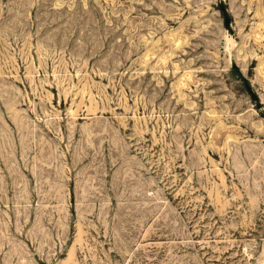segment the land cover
Here are the masks:
<instances>
[{
	"label": "rangeland",
	"instance_id": "rangeland-1",
	"mask_svg": "<svg viewBox=\"0 0 264 264\" xmlns=\"http://www.w3.org/2000/svg\"><path fill=\"white\" fill-rule=\"evenodd\" d=\"M262 127L264 0H0V264H264Z\"/></svg>",
	"mask_w": 264,
	"mask_h": 264
},
{
	"label": "bare ground",
	"instance_id": "bare-ground-1",
	"mask_svg": "<svg viewBox=\"0 0 264 264\" xmlns=\"http://www.w3.org/2000/svg\"><path fill=\"white\" fill-rule=\"evenodd\" d=\"M237 106H238V104H237ZM206 119H207V118H206ZM210 119H211V118H210ZM214 119H215V118H214ZM208 120H209V119H208ZM206 122H207V120H206ZM208 122H209V121H208ZM244 123H245V122H244ZM247 123H248V122H247ZM222 124H223V123H221L220 125H222ZM251 124H252V123H251ZM217 125H218V124H217ZM223 125H225V124H223ZM223 125H222V126H223ZM253 125H254V124H253ZM218 126H219V125H218ZM222 126H221V127H222ZM216 127H217V126H216ZM256 127L258 128L259 126L256 125ZM256 127H255V129L251 127L252 130H249L248 132H254V134H255L256 136H260L261 131H260L259 129H256ZM217 128H220V127H217ZM262 128H264V127H262ZM221 129H222V128H221ZM260 129H261V128H260ZM219 130H220V129H219ZM213 131H214V130H213ZM235 131L238 132L237 129H236ZM243 131H245V130H243ZM216 132H217V131H216ZM236 132H235V133H236ZM219 133H221V132H219ZM223 133H225V132H223ZM239 133H240V132H239ZM241 133H242V132H241ZM217 134H218V133H217ZM232 134H233V133H232ZM247 134H248V133H247ZM251 134H252V133H251ZM254 134H253V135H254ZM261 134H262V133H261ZM218 135H219V134H218ZM218 135H217V136H218ZM221 135H222V134H221ZM233 135H234V134H233ZM239 135H240V134H239ZM253 135H251V136H253ZM234 136H235V135H234ZM213 137H214V136H213ZM225 137H226V135H225ZM227 137H228V136H227ZM229 137H230V136H229ZM242 137H244V136H242ZM221 138H222V137H221ZM223 138H224V137H223ZM232 138H234V137H232ZM232 138H231V139H232ZM235 138H236L235 141H237V140H238L237 137H235ZM262 138H263V137H262ZM216 139H217V137H216ZM217 140H218V139H217ZM217 140H215V141H217ZM219 140H220V139H219ZM225 140H226V138H225ZM228 140H229V139H228ZM233 140H234V139H233ZM233 140H232V141H233ZM257 140H258V139H257ZM257 140H256V141H257ZM261 140H262V139H261ZM261 140H260V141H261ZM230 141H231V140H230ZM235 141H234V142H235ZM258 141H259V140H258ZM260 141H259V142H260ZM218 142H219V141H218ZM222 142H223V141H222ZM225 142H227V140H226ZM234 142H233V143H234ZM237 142H238V141H237ZM243 142H244V141H243ZM243 142H242V143L240 142V143L243 144ZM228 143H229V142H228ZM246 143H247V142H246ZM234 144H236V143H234ZM238 144H239V142H238ZM238 144H237V145H238ZM224 145H226V143H225ZM224 145H223V146H224ZM232 145H233V144H232ZM239 145H240V144H239ZM234 146H236V145H234ZM241 146H242V145H241ZM248 146H249V145H248ZM253 146H254V144H253ZM204 147H205V146H204ZM204 147H203V148H204ZM227 147H228L227 145H226V147L224 146V148H227ZM242 147H244V145H243ZM258 147L261 148V147H263V146L260 145V146H258ZM232 148H233V147H232ZM246 148H248V147H246ZM250 148H251V147H250ZM214 149H215V148H214ZM230 149H231V148H230ZM236 149L238 150L239 148L236 146L235 151H236ZM241 149H242V148H241ZM248 149H249V148H248ZM251 149H252V148H251ZM263 149H264V147H263ZM263 149H260V150H263ZM204 150H205V149H204ZM222 150H223V147H222ZM232 150H233V149H232ZM258 150H259V148H258ZM212 151H213V149H212ZM224 151H225V150H224ZM227 151H228V149H227ZM235 151H234V152H235ZM205 152H206V151H205ZM214 152H215V151H214ZM245 152L248 153V151H245ZM250 152H251V150H250ZM222 153H223V152H222ZM222 153H221V155H222ZM224 153H225V152H224ZM230 153H231V152H230ZM236 153L239 154L238 151H236ZM258 153H259V152H258ZM213 154H214V153H213ZM215 154H216V153H215ZM228 154H229V153H228ZM259 154H260V153H259ZM239 155H240V154H239ZM242 155H243V154H242ZM248 155H252V154L249 153ZM248 155H247V156H248ZM254 155L257 156V154H254ZM245 156H246V154H245ZM261 156H262V155H261ZM263 156H264V155H263ZM227 157H228V156H227ZM230 157H232V156H230ZM242 157H243V156H242ZM232 158H233V157H232ZM235 158H237V157H235ZM246 158H247V157H246ZM252 158H253V157H252ZM260 158H262V157H260ZM263 158H264V157H263ZM263 158H262V160H263ZM228 159H229V158H228ZM237 159H238V158H237ZM255 159H256V158H255ZM257 159H258V158H257ZM257 159H256V160H257ZM258 160H259V159H258ZM260 160H261V159H260ZM233 161H235V159H233ZM239 161H240V160H239ZM241 161H242V160H241ZM195 162H196V161H195ZM195 162H194V163H195ZM235 162L238 164V161H235ZM235 162L233 163L232 166H234ZM249 162H250V161H249ZM251 162H252V161H251ZM251 162H250V163H251ZM194 163H193V164H194ZM227 163H228V162H227ZM253 163H254V162H253ZM254 164H255V163H254ZM197 165H198V164H197ZM229 165H230V164H229ZM244 165H245V163H244ZM247 165H248V162H247ZM258 165H259L258 169L261 168L259 163H258ZM249 166H250V165H249ZM261 166H263V165H261ZM237 167H238V166H237ZM239 167H240V166H239ZM245 167H246V166H245ZM263 167H264V166H263ZM228 168H229V167H228ZM234 168H236V167H234ZM241 168H242V166H241ZM248 168H249V167H248ZM250 168H252V167H250ZM230 169H231V168H230ZM252 169H253V168H252ZM256 169H257V167H256ZM231 170H232V169H231ZM235 170H236V169H235ZM242 170H245V169H242ZM245 171H246V170H245ZM253 171H254V169H253ZM255 171H256V170H255ZM238 172H240V168H239V171H238ZM241 172H242V171H241ZM262 172H263V171H262ZM235 173H236V172H235ZM242 173H243V172H242ZM247 173H248V172L246 171L245 174H247ZM250 173H251V172H250ZM263 173H264V172H263ZM229 174H230V173H229ZM238 174H240V173H238ZM238 174H237V175H238ZM254 174H255V173H254ZM255 175H256V174H255ZM223 176H224V175H223ZM243 176H244V175H243ZM244 177H245V176H244ZM258 177H259V173H258ZM262 177H263V176H262ZM232 178H233V177H232ZM232 178H231V180H232ZM250 178H251V177H250ZM222 179H223V178H222ZM244 179H245V178H244ZM247 179H248V178H247ZM259 179H260V178H259ZM235 180H236V179H235ZM238 180H239V179H238ZM253 180H254V179H253ZM263 180H264V179H263ZM258 181H259V180H258ZM238 182H239V181H238ZM256 182H257V181H256ZM261 182H262V180H261ZM231 184H232V183H231ZM254 184H255V180H254ZM255 185H256V184H255ZM257 185H258V184H257ZM262 186H263V185H262ZM254 187H255V186H254ZM263 187H264V186H263ZM251 188H253V187L251 186ZM255 189H257V187H256ZM251 190H252V189H251ZM259 190H260V189H259ZM262 190H264V189H262ZM246 194H247V193H246ZM258 196H259V195H258ZM241 198H243V197H241ZM255 198H256V197H255ZM245 199H246V197H245ZM240 200H241V199H240ZM257 202H258V200H257ZM261 202H262V201H261ZM240 204H241V203H240ZM245 206H246V205H245ZM261 209H262V208H261ZM258 211H259V210H258ZM256 215H257V214H256ZM258 217H259V216H258ZM260 217H261V216H260ZM262 217H263V216H262ZM252 218H254V217H252ZM253 221H254V219H253ZM259 221H260V220H259ZM262 221H263V220H262ZM262 221H261V222H262ZM244 222H245V221H244ZM254 222H255V221H254ZM262 223H263V222H262ZM252 224H253V223H252ZM260 224H261V223H260ZM263 224H264V223H263ZM242 225H243V224H242ZM257 225H258V224H257ZM247 227H248V226H247ZM261 227H262V226H261ZM251 232H252V231H251ZM255 232H256V231H255ZM257 234H259V233H257ZM247 235H248V234H247ZM247 235H246V236H247ZM249 235H250V234H249ZM254 238H255V237H254ZM255 244H256V243H255ZM252 245H253V244H252ZM252 247H253V246H252Z\"/></svg>",
	"mask_w": 264,
	"mask_h": 264
}]
</instances>
